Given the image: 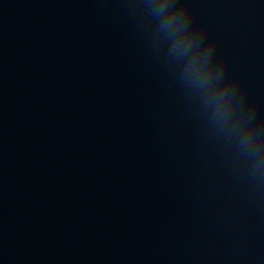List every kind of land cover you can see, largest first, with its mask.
<instances>
[{"label": "water", "instance_id": "obj_1", "mask_svg": "<svg viewBox=\"0 0 264 264\" xmlns=\"http://www.w3.org/2000/svg\"><path fill=\"white\" fill-rule=\"evenodd\" d=\"M264 120V0H188ZM126 0H0V264H264L233 168Z\"/></svg>", "mask_w": 264, "mask_h": 264}, {"label": "clouds", "instance_id": "obj_2", "mask_svg": "<svg viewBox=\"0 0 264 264\" xmlns=\"http://www.w3.org/2000/svg\"><path fill=\"white\" fill-rule=\"evenodd\" d=\"M129 12L148 28L158 58L199 114L207 132L254 191L264 189V120L241 80L228 77L218 44L195 23L188 0H126Z\"/></svg>", "mask_w": 264, "mask_h": 264}]
</instances>
